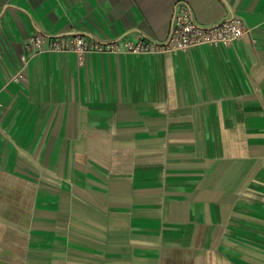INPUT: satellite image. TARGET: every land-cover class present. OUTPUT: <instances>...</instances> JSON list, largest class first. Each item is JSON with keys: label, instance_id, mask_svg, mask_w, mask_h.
Listing matches in <instances>:
<instances>
[{"label": "crops", "instance_id": "obj_1", "mask_svg": "<svg viewBox=\"0 0 264 264\" xmlns=\"http://www.w3.org/2000/svg\"><path fill=\"white\" fill-rule=\"evenodd\" d=\"M179 0H0V264H264V0H180L232 43L162 42Z\"/></svg>", "mask_w": 264, "mask_h": 264}, {"label": "built area", "instance_id": "obj_2", "mask_svg": "<svg viewBox=\"0 0 264 264\" xmlns=\"http://www.w3.org/2000/svg\"><path fill=\"white\" fill-rule=\"evenodd\" d=\"M248 30L239 18H228L214 25L197 23L189 6L177 1L171 16L166 38L160 43H152L143 38L137 40L98 42L83 34L65 36H37L32 39L33 49L39 51L74 52H143L155 51L176 53L198 45H212L219 42L232 43Z\"/></svg>", "mask_w": 264, "mask_h": 264}]
</instances>
